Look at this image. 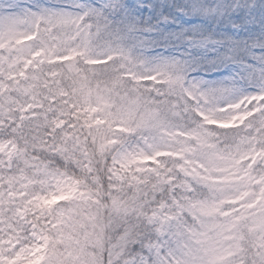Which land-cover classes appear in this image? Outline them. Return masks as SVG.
Listing matches in <instances>:
<instances>
[{
  "label": "snow or ice",
  "instance_id": "snow-or-ice-1",
  "mask_svg": "<svg viewBox=\"0 0 264 264\" xmlns=\"http://www.w3.org/2000/svg\"><path fill=\"white\" fill-rule=\"evenodd\" d=\"M0 264H264V0H0Z\"/></svg>",
  "mask_w": 264,
  "mask_h": 264
}]
</instances>
